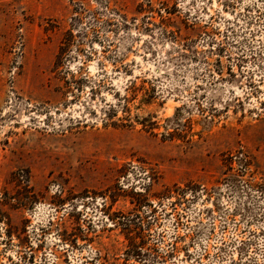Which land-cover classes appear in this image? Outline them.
<instances>
[{
    "label": "rangeland",
    "instance_id": "rangeland-1",
    "mask_svg": "<svg viewBox=\"0 0 264 264\" xmlns=\"http://www.w3.org/2000/svg\"><path fill=\"white\" fill-rule=\"evenodd\" d=\"M0 264H264V0H0Z\"/></svg>",
    "mask_w": 264,
    "mask_h": 264
}]
</instances>
